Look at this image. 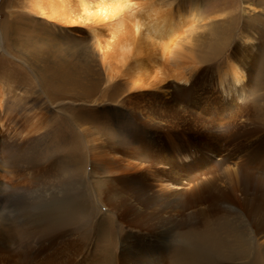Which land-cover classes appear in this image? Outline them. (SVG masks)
Segmentation results:
<instances>
[{"label":"rangeland","instance_id":"rangeland-1","mask_svg":"<svg viewBox=\"0 0 264 264\" xmlns=\"http://www.w3.org/2000/svg\"><path fill=\"white\" fill-rule=\"evenodd\" d=\"M118 1L113 11L98 0H0V264H264V0ZM122 18L129 58L102 62ZM242 31L257 38L258 66L251 104L235 100L246 110L234 111L214 77ZM222 155L235 161L217 167ZM192 160L206 172L194 175Z\"/></svg>","mask_w":264,"mask_h":264},{"label":"bare ground","instance_id":"bare-ground-1","mask_svg":"<svg viewBox=\"0 0 264 264\" xmlns=\"http://www.w3.org/2000/svg\"><path fill=\"white\" fill-rule=\"evenodd\" d=\"M107 1V4L112 8V10L114 11V7H115V5L119 2L118 0H98V4H99V6H102V7H104V6H106V4H104L105 2ZM118 1V2H117ZM127 2H129L128 0H126ZM125 1V3H127ZM83 2V1H82ZM81 2V3H82ZM124 2V1H123ZM122 2V3H123ZM131 2V1H130ZM129 2V3H130ZM49 3H50V1H49ZM52 4V3H51ZM118 4H120V2L118 3ZM118 4H117V8L119 7L118 6ZM128 4V3H127ZM132 4V3H131ZM207 4V3H206ZM49 5V4H48ZM53 5V4H52ZM121 5V4H120ZM51 6V5H50ZM60 6V5H59ZM83 6H84V4H83ZM81 7H82V5H81ZM190 7V6H189ZM63 8V7H62ZM116 8V10L115 11H117V10H119V9H121V8H123L124 10H129V9H132L133 10V8L130 6V5H126L125 7L123 6V7H121L120 6V8L119 9H117ZM50 9V8H49ZM61 9V8H60ZM84 9V8H83ZM186 9H188V8H186ZM195 11H196V14L197 15H199V16H202L204 13H203V11H204V6H203V3H202V1L199 3V4H197L196 6H195ZM249 10V12H250V10H251V7L250 6H248V7H246V8H244V11H246V10ZM254 9V8H253ZM111 9H110V11H112ZM142 10V9H141ZM222 10H224V9H222ZM112 11V12H113ZM123 11V10H122ZM131 11V10H130ZM56 12V11H55ZM118 12V11H117ZM124 12V11H123ZM123 12H121V10H120V14H122ZM125 12H129V11H125ZM132 12V11H131ZM143 12V11H142ZM191 12H193V9H191L190 10V13ZM217 12H219V10L217 11ZM221 12V11H220ZM223 12L224 11H222L221 12V14H220V16H223ZM140 14H141V12H139ZM216 13V12H215ZM214 13V14H215ZM153 14V13H152ZM155 14V13H154ZM213 14V13H212ZM114 15V14H113ZM112 15V17H115V15L113 16ZM119 15V14H118ZM182 15V14H181ZM64 16H67V14L66 15H64ZM131 17H133V15H130ZM129 16V17H130ZM147 16H149V15H147ZM186 16V15H185ZM189 16V15H188ZM51 17L53 18V20L54 19H56L57 17L55 16V13H53V12H51ZM109 17H111L110 15H109ZM126 17V16H125ZM150 17V16H149ZM60 18H62V17H60ZM124 18V17H123ZM123 18H122V20H117L118 22L117 23H115L113 26H111L112 27V29H111V40H113V42L112 43H105L106 45H105V49H104V46H103V50H105L104 52L105 53H102V55H101V57H100V60L102 61V62H104L106 59H107V57L108 56H110L111 54H113L114 55V57L116 58V59H118L119 60V62L121 63V62H123L127 57L129 58V56L128 55H130V53H131V46L134 44V42H135V38H129L128 36H125V34H126V31H124L125 30V20H123ZM128 18V17H127ZM146 18V17H145ZM168 18H170L169 16H167V18H166V20L164 19L163 21H162V23L164 24V26L166 25V27H168V23L170 22V19L168 20ZM198 18V17H197ZM203 18V17H202ZM58 19V18H57ZM65 19V22H69V19H68V17H66V18H64ZM107 19V18H106ZM117 19H118V17H117ZM120 19H121V17H120ZM206 19V18H205ZM222 19V18H221ZM110 20V19H109ZM225 19H223V21L222 20H211V24H215V23H218V22H220L219 24H223V23H225V21H224ZM227 20V19H226ZM59 21H60V19H59ZM70 22H72L71 21V19H70ZM131 22V21H130ZM209 22V21H208ZM141 24V23H140ZM161 24V22H157L156 23V25H154V26H158V25H160ZM172 23H169V26L171 25ZM92 25V24H91ZM229 25V24H228ZM172 26V25H171ZM215 27V26H214ZM217 27V26H216ZM220 27V26H219ZM161 28L163 29V26H161ZM168 29V28H167ZM127 30H128V28H127ZM160 30V29H159ZM218 30V29H217ZM216 30V31H217ZM92 31V30H91ZM131 31L134 33V30H133V28H131ZM138 31V30H137ZM168 31V30H167ZM197 31V30H196ZM252 31V30H251ZM218 33V32H217ZM224 34V33H223ZM0 36H1V32H0ZM238 37V39H237V42H236V44H235V46L233 47V49L231 50V51H228L227 53H226V50L225 49H223V51L221 52V55H220V57L222 58V56H224V58H223V61H222V63L221 64H219L218 66H217V68H216V71H215V77H214V79H216L214 82H215V86L216 87H218L220 90H221V95H222V93H223V95L226 97V98H228V103H229V108H231L232 110H236V111H245L246 109L244 108V107H241V106H237V103H235V100L236 101H241L240 102V104L243 102V106H246V104L245 103H248V105H250L249 104V102H245V100L247 99V93H248V89H250V85H251V82H252V80H251V78L254 76V73L256 74V72L253 70V68H251V66H253L254 68H256L255 67V65H254V63L256 62V59H254L252 56L253 55H251L252 53L251 52H253L254 50H255V47H256V44H257V38H256V36L253 34V33H251L250 31H242V32H240L239 33V35L237 36ZM129 38V39H128ZM225 38V37H224ZM258 40H260V39H258ZM152 41V40H151ZM210 41V40H209ZM0 44H1V42H0ZM259 44V43H258ZM100 48V47H99ZM102 48V47H101ZM258 48V47H257ZM257 50V49H256ZM218 52V51H217ZM247 53H249V55H246ZM255 54V53H254ZM136 57V56H135ZM255 57V56H254ZM257 57V56H256ZM112 58H113V56H112ZM132 58H130V60H131ZM247 59L249 60V61H247ZM109 60V59H108ZM116 61V60H115ZM129 61V60H128ZM131 61H133V65H132V68H133V70H134V72H132V73H135V69H138V67L139 66H141V65H139V63L140 62H138V61H140L139 59H132ZM142 61V60H141ZM130 63H132V62H130ZM142 63V62H141ZM105 64V63H104ZM110 64V63H109ZM126 64V63H125ZM125 64H122V68H123V65L125 66ZM128 64V63H127ZM126 64V65H127ZM256 65H257V63H255ZM107 66V65H106ZM129 66H131V65H129ZM258 66V65H257ZM108 67H110V66H108ZM121 67V66H120ZM186 67V66H185ZM131 67H129L128 69H130ZM260 68V67H259ZM109 69H111V68H109ZM127 69V70H128ZM196 69V68H195ZM106 70V69H105ZM132 70V69H131ZM260 70V69H259ZM137 71V70H136ZM140 71V70H139ZM261 71V70H260ZM128 72V71H127ZM138 72V71H137ZM117 73V72H116ZM185 73V72H184ZM128 75H129V73H128ZM139 75V74H138ZM174 75V74H173ZM184 75V74H183ZM186 75V74H185ZM185 75L184 76H182V78H181V80L182 81H184L185 83L188 81V79L190 78H188V77H185ZM129 76H132V75H129ZM187 76V75H186ZM255 79V78H254ZM162 81V80H161ZM193 83V82H192ZM253 83V82H252ZM200 84V83H199ZM199 84H198V86H199ZM186 86V85H185ZM191 87H193V84H191V83H189V86H188V88H178V92H180V91H182L183 93H184V91H186V92H188V91H190L191 90ZM195 88V87H194ZM213 89H215V88H213ZM192 90H194V89H192ZM173 92H172V96L174 95V91H175V89L174 90H172ZM197 91V90H196ZM201 91V90H200ZM217 91H219L218 89H217ZM184 93V94H186L187 95V93ZM183 93H182V95H183ZM193 93V92H192ZM191 93V94H192ZM195 93V92H194ZM197 93H199V92H197ZM250 94V93H249ZM252 94V93H251ZM221 95H219V96H221ZM222 95V96H223ZM177 96V95H176ZM176 96H174V97H176ZM178 96H180V95H178ZM185 97V96H184ZM184 97H182L181 96V98H184ZM200 97V96H199ZM170 98V97H169ZM207 98V97H206ZM206 98H202V101H204ZM178 99H180V98H178ZM189 99V98H188ZM195 99V98H194ZM207 100V99H206ZM174 102V101H173ZM184 102H185V100H184ZM184 102H182V101H176V104L177 105H179V104H181V107H182V105L183 106H185V103ZM190 102V101H189ZM192 102V101H191ZM254 102V101H253ZM188 103V102H187ZM166 104V103H165ZM168 104V103H167ZM175 104V105H176ZM195 104V103H194ZM239 104V105H240ZM169 105V104H168ZM174 105V104H173ZM216 105H218L217 104V102L215 103V104H213V108L214 109H216ZM153 106H155V105H153ZM212 106V105H211ZM158 107H161V106H158ZM157 107V108H158ZM173 107H175V106H173ZM172 106H171V108L172 109H174ZM191 107V106H190ZM227 107V106H226ZM225 107V108H226ZM256 107V106H255ZM188 109H189V107H187ZM198 108V107H197ZM202 108V107H201ZM200 108V109H201ZM252 108V107H251ZM211 109V108H210ZM218 109V108H217ZM220 109V108H219ZM253 109V108H252ZM252 109H248V110H251L252 111ZM258 109H259V107H258ZM136 110H138V109H136ZM151 110V109H150ZM154 110H156V109H154ZM170 110V109H169ZM175 110H177L176 108H175ZM182 110V109H181ZM199 110V109H198ZM202 111L204 110H207V108H205V107H203L202 109H201ZM260 110V109H259ZM261 110H264V109H261ZM167 111H168V109H167ZM167 111H165V112H167ZM189 111V110H188ZM192 111V110H191ZM190 111V112H191ZM197 111V110H196ZM212 111V110H211ZM210 111V112H211ZM193 112V111H192ZM216 112H217V110H216ZM140 113H144L143 111H140ZM146 113V112H145ZM189 113V112H188ZM187 113V114H188ZM232 113V112H231ZM243 113V112H242ZM164 114V113H163ZM187 114H185V115H187ZM189 114H191V113H189ZM188 114V115H189ZM196 114H197V112H196ZM201 114V113H200ZM212 114V113H211ZM239 114V113H238ZM143 115H145V114H143ZM149 115H151V114H149ZM187 115V116H188ZM198 115H199V112H198ZM220 115V114H219ZM228 115V114H227ZM233 115V114H232ZM235 115V114H234ZM233 115V116H234ZM158 116V115H157ZM156 116V117H157ZM161 116V115H160ZM186 116V117H187ZM204 116V115H203ZM238 116V115H237ZM141 117V116H140ZM156 117H154V118H156ZM182 117V116H181ZM184 117V116H183ZM193 117V116H192ZM202 118V116H199V118ZM205 117V116H204ZM145 118V117H144ZM163 118V117H162ZM161 118V119H162ZM177 118V117H176ZM188 118H189V116H188ZM191 118V117H190ZM201 118H200V121H204V120H201ZM165 119V118H164ZM183 119H185V118H183ZM183 119H182V121H183ZM159 120V119H158ZM195 120V119H194ZM229 120V119H228ZM231 120V119H230ZM148 121V120H147ZM151 122H152V119L150 120ZM149 121V122H150ZM165 121V120H164ZM177 121H179V120H177ZM160 122V121H159ZM176 122V121H175ZM191 122H193V121H191ZM196 122V121H195ZM199 122V121H198ZM162 123V122H161ZM177 123V122H176ZM149 124V123H148ZM164 124V123H163ZM184 124V123H183ZM188 124V123H187ZM200 124V123H199ZM206 124V123H205ZM235 124V123H234ZM154 125V124H153ZM184 125H186V124H184ZM191 125V124H190ZM155 126V125H154ZM177 126H179V125H177ZM176 126V127H177ZM180 126H182V125H180ZM188 126V125H187ZM193 126V125H192ZM197 126V125H196ZM201 126V125H200ZM156 128V127H155ZM169 128H171V127H169ZM173 128V127H172ZM172 128H171V131H172ZM189 128V127H188ZM193 128H194V126H193ZM209 128V127H208ZM173 129H176V128H173ZM190 129V128H189ZM199 129H202V126L199 128ZM207 129V128H206ZM206 129H203V130H206ZM153 130H154V128H153ZM177 130V129H176ZM183 130H184V128H183ZM197 130H198V128H197ZM208 130V129H207ZM206 130V131H207ZM209 130H211V128L209 129ZM140 131V130H139ZM165 131H167L166 129L164 130V132ZM169 131V130H168ZM189 131H192L193 132V129L191 130H189ZM239 131V130H238ZM157 132V131H156ZM179 132V131H178ZM181 132V131H180ZM184 132V131H183ZM186 132H188V130L186 131ZM204 132V131H203ZM208 132V131H207ZM212 132V131H211ZM211 132H209V134H211ZM153 133V132H152ZM200 133L202 134V132L200 131ZM227 133V132H226ZM236 133V132H235ZM139 134V133H138ZM141 134V133H140ZM182 134V133H181ZM186 134V133H185ZM189 134V133H188ZM190 134H192V133H190ZM207 134V133H206ZM208 134V136H210ZM214 134V133H213ZM228 134V133H227ZM154 135V134H153ZM204 135V134H203ZM229 135V134H228ZM238 135V134H237ZM197 136H198V133H197ZM199 136H200V134H199ZM206 136V135H205ZM215 136H217L216 134H215ZM150 137V136H149ZM194 137V136H193ZM218 137V136H217ZM243 137V136H242ZM241 137V138H242ZM187 138V137H186ZM189 138V137H188ZM191 138V137H190ZM207 138V137H206ZM209 138V137H208ZM234 138V137H233ZM210 139V138H209ZM213 139V138H212ZM131 140H132V138H131ZM194 140H198V139H194ZM193 140V141H194ZM205 140V139H204ZM133 141V140H132ZM136 141V140H135ZM152 141V140H151ZM213 141V140H212ZM228 141V140H227ZM236 141H237V139H236ZM137 142V141H136ZM197 142V141H196ZM201 142V141H200ZM205 142V141H204ZM243 142V141H242ZM5 143V142H4ZM135 143V142H134ZM159 143V142H158ZM236 143V142H235ZM255 143V142H254ZM24 144H26V143H24ZM23 144V145H24ZM197 144V143H196ZM195 144V145H196ZM212 144V143H211ZM244 144H246V143H244ZM243 144V145H244ZM131 145V144H130ZM133 145V144H132ZM141 145V144H140ZM193 145V144H192ZM204 145V143H202V146ZM237 145V144H236ZM241 144H239V146L238 147H242V146H240ZM250 145V144H249ZM127 146V145H126ZM206 146V145H205ZM226 146V145H225ZM247 146V145H246ZM1 147V146H0ZM2 147H3V145H2ZM27 147V146H26ZM138 147V146H137ZM140 147V146H139ZM155 147V146H154ZM156 147H160V146H158V144H157V146ZM212 147V146H211ZM152 148V147H151ZM202 148V147H201ZM200 148V149H201ZM208 147H206V148H203V149H207ZM246 148V147H245ZM145 149V148H144ZM226 149V148H225ZM262 149V148H261ZM2 150H3V148H2ZM1 149H0V151H2ZM141 150V149H140ZM143 150V149H142ZM147 150V149H146ZM154 150V149H153ZM209 150V149H208ZM227 150H228V148H227ZM242 150H244L243 148H242ZM250 150V149H249ZM150 151V150H149ZM263 151V150H262ZM151 152V151H150ZM153 152V151H152ZM151 152V153H152ZM158 152V151H157ZM245 152V151H244ZM165 153V152H164ZM234 153H237V152H234ZM239 153H240V151H239ZM153 154V153H152ZM155 154V153H154ZM238 154V153H237ZM242 154H243V152H242ZM122 155V154H121ZM247 155V154H246ZM258 155V154H257ZM147 156V155H146ZM156 156H160V157H162V158H164L163 156H161V155H159V154H157L156 153ZM155 156V157H156ZM217 156V155H216ZM221 157V160H220V158H219V160H220V162L219 163H217L215 160V162L218 164L217 165V167H222L223 165L225 166L227 163H230L231 161H233L235 158H233V156H220ZM109 158V157H108ZM140 158V157H139ZM158 158V157H157ZM168 158V157H167ZM218 158V157H217ZM175 160V159H174ZM245 160V159H244ZM254 160V159H253ZM13 161V160H12ZM134 161H137V160H134ZM167 161H168V159H167ZM212 160L210 159V162H211ZM235 161V160H234ZM238 160H236V162H237ZM255 161V160H254ZM0 162H2L1 160H0ZM145 162V161H144ZM150 162H152V161H150ZM160 162V161H159ZM213 162V161H212ZM211 162V163H212ZM253 162V161H252ZM251 162V163H252ZM123 163V162H122ZM131 163H134V162H132L131 161ZM140 163V162H139ZM139 163H137L138 164V166H137V168H136V166H133V167H135L136 168V170L139 168L140 169V167H139ZM146 163V162H145ZM145 163H143L144 165H145ZM158 163V162H157ZM172 163H174V161H171V163H164V164H167V165H169V169H167V170H169L170 171V173H175L176 171H174V170H177V171H180V167L178 166V165H176V164H172ZM254 163V162H253ZM256 163H257V161H256ZM1 164V163H0ZM18 164V163H17ZM129 164V163H128ZM143 164H140V166H142L143 167ZM146 164H148V163H146ZM154 164H155V162H154ZM159 164V163H158ZM157 164V165H158ZM210 164V163H209ZM242 164V163H241ZM258 164V163H257ZM3 165V164H2ZM8 165V164H7ZM126 165V164H125ZM156 165V164H155ZM160 165V164H159ZM231 165V164H230ZM246 165H247V163H246ZM254 165V164H253ZM4 167H5V165H3ZM15 166V165H14ZM129 166H130V164H129ZM129 166H126V168L127 167H129ZM148 166V165H147ZM152 166H153V162H152ZM152 166H150L151 167V169H154V170H156V168H152ZM163 166H165V165H163ZM234 166L236 167V169H237V171H240L242 168H241V165L240 164H234ZM9 167V166H8ZM133 167H131V168H133ZM149 167V166H148ZM162 167V166H161ZM161 167L159 168L158 167V169H159V171H160V169H161ZM185 167H189V169L190 170H193V172H195V173H193L194 175H196V173H203L204 171H205V164H203V165H200V166H196L195 165V160H192L191 161V163L188 165H185ZM206 167H208V165H206ZM247 167V166H246ZM259 167V166H258ZM112 168V167H111ZM134 168V169H135ZM211 168H213V167H211ZM214 168H215V166H214ZM224 168V167H223ZM107 169V168H106ZM128 169V171L130 170V171H133V173H135L136 172V170H132V169H130V168H127ZM126 169V170H127ZM138 169V170H139ZM141 169H144L145 170V168H141ZM140 169V170H141ZM150 169V170H151ZM164 169V168H163ZM8 170V169H7ZM33 170H35V169H33ZM125 170V171H126ZM137 170V171H138ZM150 170H147V172H149ZM128 171H127V173H128ZM135 171V172H134ZM222 171V170H221ZM109 172V171H108ZM121 172V171H120ZM140 172V171H139ZM141 172H143V170L141 171ZM153 172H155V171H153ZM182 172V171H181ZM192 172V171H191ZM206 172V171H205ZM244 172V171H243ZM119 173V172H118ZM156 173H158V172H156ZM164 173V172H163ZM169 173V174H170ZM213 173V172H212ZM115 174V173H114ZM125 173H123L122 175H124ZM137 176H140L141 178L142 177H144V175H142V174H138V172H136L135 173ZM147 175H148V173H146ZM151 174V173H150ZM159 174V173H158ZM165 174H167V173H165ZM172 174V175H173ZM192 174V173H191ZM193 174H192V176H193ZM211 174V173H210ZM209 174V175H210ZM234 174V173H233ZM30 175V174H29ZM130 175H132V177L134 176V174H130ZM171 175V174H170ZM177 175V174H176ZM209 175H207V176H209ZM247 175V174H246ZM128 176V175H127ZM156 176V175H155ZM174 176V175H173ZM178 176V175H177ZM197 176H199V175H197ZM126 177V176H125ZM124 177V178H125ZM136 177V176H135ZM162 177H163V175H162ZM168 177V176H167ZM170 177V176H169ZM172 177V176H171ZM170 177V179L172 180V178ZM176 177V176H175ZM194 177V176H193ZM201 177H202V174H201ZM41 178V177H40ZM128 178V177H127ZM134 178V177H133ZM133 178H131L132 180H133ZM146 179L148 178L147 176L145 177ZM195 178H197V177H195ZM240 178V177H239ZM126 179V178H125ZM145 179V180H146ZM163 179V178H162ZM175 179V178H174ZM206 179V178H205ZM123 180V179H122ZM128 180V179H127ZM137 180V179H136ZM148 181H149V179H147ZM146 180V181H147ZM165 180H169V178H167L166 179V177H165ZM182 180H184V179H182ZM192 180V179H191ZM237 180V179H236ZM121 181V180H120ZM135 181V180H134ZM163 181H164V179H163ZM175 180H173V182H172V184L171 185H174V184H180L177 180L174 182ZM186 181V180H185ZM184 181V182H185ZM188 181V183H193V186H194V188L193 189H190V190H192V194H197L198 193V189H197V186H196V183H194L195 181L193 180V181H190V179L189 180H187ZM202 181V180H201ZM200 181V182H201ZM117 182V181H116ZM127 182V181H126ZM138 182H140V180L138 181ZM137 181H136V183H138ZM199 182V181H198ZM134 183V182H133ZM141 183V182H140ZM142 183H143V181H142ZM141 183V184H142ZM167 183V182H166ZM174 183V184H173ZM188 183H187V185H188ZM203 183H204V181H203ZM59 184V183H58ZM114 184H115V182H114ZM139 184V183H138ZM146 184H147V182H146ZM200 184V183H199ZM198 184V185H199ZM56 185V184H55ZM144 185V184H143ZM178 185H176V186H178ZM41 186V185H40ZM138 186H140V185H138ZM137 185H135V187L137 188L138 187ZM142 186V185H141ZM140 186V187H141ZM144 186H146V185H144ZM148 186V185H147ZM150 186V185H149ZM182 186H185V184L184 185H182ZM181 186V187H182ZM168 187H170V186H168ZM180 187V188H181ZM151 189H152V194H153V187L151 186L150 187ZM171 188H174L173 186L171 187ZM183 188V187H182ZM192 188V187H191ZM138 189H140V188H138ZM143 189V188H142ZM177 189V188H176ZM178 189H179V187H178ZM184 189H186V187L184 188ZM129 190H131L130 188H129ZM134 190V189H133ZM141 190V189H140ZM148 190V189H147ZM154 190H156V189H154ZM180 190V189H179ZM136 192H138L137 190H135ZM143 191V190H142ZM151 191V190H150ZM160 191V190H159ZM162 191V190H161ZM161 191H160V193H161ZM178 191V190H177ZM185 191V190H184ZM147 191L145 190V193H146ZM164 193L165 192H167V191H163ZM186 192V191H185ZM131 193V192H130ZM139 193V192H138ZM151 193V192H150ZM149 193V190H148V194H150ZM157 192L155 191V194H156ZM159 193V192H158ZM182 193H183V191H182ZM188 193V192H187ZM214 194V193H213ZM220 194V193H219ZM136 195V193L134 194V196ZM139 195V194H138ZM173 194H171V195H169V196H171V197H173L172 196ZM183 195H184V193H183ZM134 196H132V197H134ZM143 196V195H142ZM145 196V195H144ZM148 196V195H147ZM149 196H151V195H149ZM162 196V195H161ZM165 196V195H164ZM163 196V197H164ZM168 196V197H169ZM177 196V195H176ZM122 197V196H121ZM138 197V196H137ZM153 197V196H152ZM178 197V196H177ZM104 198V197H103ZM118 198V197H117ZM139 198V197H138ZM142 198H144V197H141V199ZM151 198V197H150ZM179 198H181V197H179ZM140 199V198H139ZM140 199V200H141ZM166 199V198H165ZM105 200V199H104ZM124 200H125V198H124ZM132 201H133V199H131ZM143 200V199H142ZM160 200V199H159ZM180 200V199H179ZM178 200V201H179ZM196 200H198L197 199V197H196ZM201 200H202V198H201ZM219 200V199H218ZM126 201V200H125ZM129 201V200H128ZM137 201V200H136ZM148 201V200H147ZM169 201H170V199H169ZM221 202H222V200H220ZM140 202V201H139ZM145 202V201H144ZM162 202V201H161ZM160 202V203H161ZM132 203H134V202H132ZM70 204H71V202H70ZM69 204V205H70ZM149 204H151V203H149ZM164 204H166V203H164ZM166 205H168V204H166ZM169 205H171V204H169ZM179 205V204H178ZM175 206V205H174ZM169 207V206H168ZM171 207V206H170ZM173 207V206H172ZM176 207V206H175ZM144 208V207H143ZM174 208V207H173ZM182 208H183V206H182ZM185 208V207H184ZM257 208V207H256ZM179 209V208H178ZM135 209L134 208H130L129 209V211H128V216H130V215H132V214H134L133 213V211H134ZM118 211H120V210H118ZM160 211V210H159ZM71 212V211H70ZM125 212V211H124ZM122 213H123V211H122ZM202 213V212H201ZM204 213V212H203ZM159 216V215H158ZM134 217V216H133ZM145 217H150L149 215H145ZM205 217V216H204ZM52 226V225H51ZM54 227V226H53ZM55 231V230H54ZM262 231V230H261ZM263 232V231H262ZM257 234H259V233H257ZM256 234V235H257ZM258 236V235H257ZM181 255V254H180Z\"/></svg>","mask_w":264,"mask_h":264}]
</instances>
